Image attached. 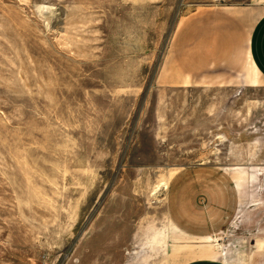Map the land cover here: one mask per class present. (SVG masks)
Returning <instances> with one entry per match:
<instances>
[{
  "label": "rangeland",
  "instance_id": "obj_1",
  "mask_svg": "<svg viewBox=\"0 0 264 264\" xmlns=\"http://www.w3.org/2000/svg\"><path fill=\"white\" fill-rule=\"evenodd\" d=\"M208 2L0 0V264H264V80L171 60ZM211 200L219 237L174 229Z\"/></svg>",
  "mask_w": 264,
  "mask_h": 264
},
{
  "label": "crops",
  "instance_id": "obj_2",
  "mask_svg": "<svg viewBox=\"0 0 264 264\" xmlns=\"http://www.w3.org/2000/svg\"><path fill=\"white\" fill-rule=\"evenodd\" d=\"M184 20L173 43L171 54V60L180 75L194 79L231 77L233 66L227 63L233 64L236 56L239 55L241 58L245 50L252 70L257 73L256 81L258 82V78L264 80V0H236L225 5L219 3V0H209L204 7L195 10ZM225 61L224 67L219 65ZM210 68L218 71L231 69V74L216 73ZM197 199H193V202L197 203ZM180 202L181 200L178 211L182 214L185 210ZM195 205L204 208L195 210L196 214L208 210L210 219L194 215L185 222V217L182 219L179 215L180 220L178 219L176 223L185 231L174 229L183 237L199 240L207 238L201 240L203 242L219 237L222 233L219 225L224 219L218 214L220 212L218 202L211 200L203 205L205 207L201 204ZM198 226L203 229H197ZM222 248L219 245H210L209 257H203L201 252L200 255H195L194 260L185 264H250L249 256L242 255L237 248L229 246L227 249L237 255L234 260L227 258L226 253L223 255L225 251L223 252Z\"/></svg>",
  "mask_w": 264,
  "mask_h": 264
},
{
  "label": "bare ground",
  "instance_id": "obj_3",
  "mask_svg": "<svg viewBox=\"0 0 264 264\" xmlns=\"http://www.w3.org/2000/svg\"><path fill=\"white\" fill-rule=\"evenodd\" d=\"M253 73H254L255 76L257 75V73L255 72V70H253ZM256 83H257V81H256V78H255L254 84H256ZM255 86H257V85H255Z\"/></svg>",
  "mask_w": 264,
  "mask_h": 264
}]
</instances>
